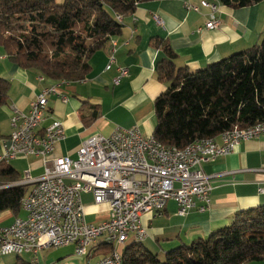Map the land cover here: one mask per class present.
<instances>
[{
  "label": "crops",
  "instance_id": "0c3cea01",
  "mask_svg": "<svg viewBox=\"0 0 264 264\" xmlns=\"http://www.w3.org/2000/svg\"><path fill=\"white\" fill-rule=\"evenodd\" d=\"M201 1L158 0L139 4L134 13L123 20L122 33L116 38V64L110 70L106 71L105 66L110 56L109 44H114V39L92 56L90 72L84 80L56 82L59 83L57 92L68 100L63 103L57 96L48 98L42 126L58 120L64 127V138L55 144L51 158H75L84 140L96 134L108 136L115 126H137L144 137L152 135L154 100L166 90L167 84L157 78L156 63L161 59L162 51L152 46L151 39L166 42L176 55L175 66L186 67L190 72L248 49L260 41L264 33V1L235 10L217 5L215 16L220 25L214 30L204 28L210 11L200 6ZM186 3L200 6L199 11H187ZM133 17L135 23L132 22ZM117 66L126 68L128 74L114 86L112 80ZM0 78L10 83L7 103L0 108L1 154L3 141L8 139L11 131V107L27 113L30 102L40 90L56 83L35 70L19 68L4 54L0 55ZM7 164L18 174V181L8 186L24 185L27 192L32 187L25 183L28 178L37 179L43 174L44 162L38 158L19 157ZM200 168L211 180V206L207 211H191L180 217L176 203L170 200L162 215L146 213L141 217L147 231L142 245L157 257H163L177 246L208 237L227 226L241 211L264 205V194L259 193L264 188V135L240 143L228 156L203 162ZM82 203L87 223L99 224L108 219V205L95 204L91 194H83ZM24 217L21 209L17 214L2 212L0 227ZM131 241L125 245L131 244ZM100 243L103 241H97L86 252L89 259L96 258L98 261L103 256L101 248L98 249ZM68 247L74 251L72 246ZM41 253L34 264L41 263Z\"/></svg>",
  "mask_w": 264,
  "mask_h": 264
},
{
  "label": "trees",
  "instance_id": "16d2710c",
  "mask_svg": "<svg viewBox=\"0 0 264 264\" xmlns=\"http://www.w3.org/2000/svg\"><path fill=\"white\" fill-rule=\"evenodd\" d=\"M151 1L158 0H0V49L21 69L35 70L55 83L79 82L89 74L92 56L121 35L123 20L116 15L125 19ZM262 1L218 0L234 10ZM150 42L162 51L156 73L167 84L153 104L152 136L158 142L182 149L264 121V33L250 48L194 72L175 66L176 55L166 42ZM9 88L0 78V108ZM17 181L16 171L0 163V213L20 211L28 192L24 185L8 186ZM142 243L125 245L121 264H264V205L235 214L206 238L168 250L163 260ZM99 248L103 255L113 251L107 243ZM14 264L34 263L17 256Z\"/></svg>",
  "mask_w": 264,
  "mask_h": 264
},
{
  "label": "built area",
  "instance_id": "2783aa9c",
  "mask_svg": "<svg viewBox=\"0 0 264 264\" xmlns=\"http://www.w3.org/2000/svg\"><path fill=\"white\" fill-rule=\"evenodd\" d=\"M217 5L218 0L200 2L210 11L204 25L207 30L220 25L215 16ZM184 6L195 13L200 7L190 3ZM132 22H136L134 17ZM109 46L106 71L116 64V37ZM127 74L126 68L117 66L112 84L117 86ZM58 87L59 83L43 87L27 113L11 107V131L3 141L0 163L34 157L44 162V168L39 178L25 182L32 185L21 201L25 217L0 227V256L25 251L36 259L43 250L72 246L74 256L82 258L87 243L111 240L113 251L98 258V264H118L117 255L126 239L147 238L141 221L144 214L159 216V210L165 209L170 200L176 203L180 217L191 211H207L211 206V180L202 173L201 164L228 156L240 143L264 135L261 121L224 132L217 140L200 139L180 149L165 146L152 135L144 137L137 126H115L108 136L96 134L84 140L75 158H51L55 144L64 138V127L58 120L44 127L42 124L49 97L57 96L63 103L68 100L57 92ZM43 132L51 133V141L43 140ZM259 193L264 194V188ZM83 194H91L95 204H107L108 219L87 223Z\"/></svg>",
  "mask_w": 264,
  "mask_h": 264
},
{
  "label": "rangeland",
  "instance_id": "374dc122",
  "mask_svg": "<svg viewBox=\"0 0 264 264\" xmlns=\"http://www.w3.org/2000/svg\"><path fill=\"white\" fill-rule=\"evenodd\" d=\"M62 1L63 0H56V3L60 4L62 3ZM3 54H4L3 51L0 49V55H3ZM122 248H123V245H122ZM122 248H120L118 254L121 253ZM90 249L91 247L84 248V250L82 251V258H78L74 256L72 252V248H69V247L50 248L48 250L42 251V253L40 254L42 260H41V263L39 264H88V263L94 264L97 261L96 258L89 259L85 255L86 252L89 251ZM17 256H19L21 259H24L26 261H30L32 257V256L30 257V255H27L26 253H22L21 255L7 254L4 256H0V264H14L17 260ZM158 259L163 260V257L159 256ZM31 262L36 263L34 257H32ZM249 264H263V263L252 262Z\"/></svg>",
  "mask_w": 264,
  "mask_h": 264
},
{
  "label": "bare ground",
  "instance_id": "6f19581e",
  "mask_svg": "<svg viewBox=\"0 0 264 264\" xmlns=\"http://www.w3.org/2000/svg\"><path fill=\"white\" fill-rule=\"evenodd\" d=\"M118 21L121 22V19L119 18ZM43 140L44 141H51V133L50 132H43ZM164 209L159 210V215H162ZM129 240H132L133 242L142 243L144 240L142 238H128L123 242V245H125ZM99 241V240H97ZM97 241H91L87 243L84 248H90L92 247ZM103 243L111 244V240H102ZM22 253H26L25 251H15V252H9L7 254H17L21 255ZM5 254V255H7ZM118 256V255H117ZM118 264H121L120 258L117 257ZM95 264H98V261L95 262Z\"/></svg>",
  "mask_w": 264,
  "mask_h": 264
}]
</instances>
